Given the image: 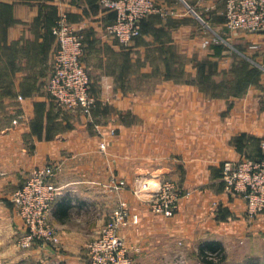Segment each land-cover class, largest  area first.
<instances>
[{
	"label": "crops",
	"instance_id": "crops-1",
	"mask_svg": "<svg viewBox=\"0 0 264 264\" xmlns=\"http://www.w3.org/2000/svg\"><path fill=\"white\" fill-rule=\"evenodd\" d=\"M155 1L174 15L149 17L125 49L107 34L115 13L99 0H0V264H80L120 201L140 218L121 231L140 249L133 264H165L206 241L263 244L264 213L250 218L221 175L226 161L262 158L264 34L232 33L225 0ZM59 5L84 35L98 99L90 116L47 91ZM50 163L61 166L50 217L61 244L23 249L13 193ZM113 179L126 187L111 189ZM164 179L191 192L173 217L135 194Z\"/></svg>",
	"mask_w": 264,
	"mask_h": 264
},
{
	"label": "built area",
	"instance_id": "built-area-1",
	"mask_svg": "<svg viewBox=\"0 0 264 264\" xmlns=\"http://www.w3.org/2000/svg\"><path fill=\"white\" fill-rule=\"evenodd\" d=\"M100 4L115 13V20L108 24L106 32L117 39L122 48L128 49L141 35L144 19L151 15L168 17L174 15L170 7L155 0H99ZM226 26L232 33H246L251 36L264 34V0H225ZM58 40L52 72L47 91L60 106L70 111H80L90 116L98 99L91 88V78L84 64V35L69 19L64 5H59V14L52 29ZM257 49L258 44L250 45ZM14 124L18 123L15 119ZM106 150L105 142L101 144ZM260 160L244 159L238 162L226 161L222 169L225 190L244 198L250 218L264 213V142L261 145ZM61 171L56 163L46 164L35 170L25 183L13 193L12 201L25 226V232L18 239L23 249L36 243L60 245L61 236L50 220L53 205L60 188L54 179ZM126 181L113 179L111 189H123ZM156 189L149 183H142L135 194L146 193L149 208L154 215L173 217L179 210L180 201L189 197L174 181L164 179ZM152 190V191H151ZM151 191V193H149ZM139 216L132 214L128 204L120 201L98 235L86 246L85 258L80 264H133L132 252L139 248L129 247L121 231L131 224L139 223Z\"/></svg>",
	"mask_w": 264,
	"mask_h": 264
},
{
	"label": "rangeland",
	"instance_id": "rangeland-1",
	"mask_svg": "<svg viewBox=\"0 0 264 264\" xmlns=\"http://www.w3.org/2000/svg\"><path fill=\"white\" fill-rule=\"evenodd\" d=\"M142 33V32H141ZM85 45V44H84ZM246 242V243H244ZM255 243H247L245 241H231L225 247L227 264H264V241L263 244L254 247ZM183 254L172 256V260H168L165 264H204L199 257V254L194 250H186ZM222 255L216 256V261L219 263ZM171 259V258H170Z\"/></svg>",
	"mask_w": 264,
	"mask_h": 264
},
{
	"label": "trees",
	"instance_id": "trees-1",
	"mask_svg": "<svg viewBox=\"0 0 264 264\" xmlns=\"http://www.w3.org/2000/svg\"><path fill=\"white\" fill-rule=\"evenodd\" d=\"M151 16H155V15H151ZM151 16H148L146 19H144L143 23ZM143 23H142V28H143ZM225 252H226L225 246L221 242L206 241L199 246L198 254L204 264H227L226 263L227 257L225 256L226 254ZM218 255H222L221 256L222 258L220 259L219 263L216 261V256Z\"/></svg>",
	"mask_w": 264,
	"mask_h": 264
}]
</instances>
